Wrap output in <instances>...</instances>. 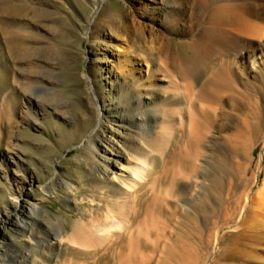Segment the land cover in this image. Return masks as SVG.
I'll list each match as a JSON object with an SVG mask.
<instances>
[{
  "label": "bare ground",
  "instance_id": "obj_1",
  "mask_svg": "<svg viewBox=\"0 0 264 264\" xmlns=\"http://www.w3.org/2000/svg\"><path fill=\"white\" fill-rule=\"evenodd\" d=\"M55 1L0 0V75L12 86L7 99L19 104V116L37 128L41 115L54 112L38 108L27 95L31 81L46 80L24 72L22 61L46 67L44 60H56L38 56L46 37L62 30ZM84 1L91 7L90 16L81 17L89 52L85 76L97 109L96 122L78 145L85 176L56 168L41 184L39 170L23 163L22 153L29 152L19 147L20 138L12 140L0 160V170L12 172L15 184L8 189L10 208L0 216V264H14L21 256L23 264H36L43 250L159 245L158 238L121 239L133 233L138 201L169 206L175 190L178 203H194L199 218L215 213L222 194L233 189V154L254 153L251 118L260 116L259 125L264 123V0H118L115 8L111 0ZM58 2L75 10L72 0ZM173 33L185 37L181 43L188 59L176 52L178 42L168 37ZM52 49L56 57L63 56L59 47ZM4 60L14 68L9 76ZM210 65L211 73L204 76ZM55 95L56 115L69 119L72 100L64 91ZM79 133L74 128L68 135ZM31 139L46 145L41 136ZM176 157L178 171L171 174ZM247 188L244 184L228 202L226 225L214 236L220 258L232 259L229 264H247L230 252L246 244L264 256V181L254 195ZM58 195L68 212L55 217L45 200ZM151 212L144 223L163 222L154 206Z\"/></svg>",
  "mask_w": 264,
  "mask_h": 264
},
{
  "label": "rangeland",
  "instance_id": "obj_2",
  "mask_svg": "<svg viewBox=\"0 0 264 264\" xmlns=\"http://www.w3.org/2000/svg\"><path fill=\"white\" fill-rule=\"evenodd\" d=\"M59 0L55 1V5L60 9V25L62 30L58 35L46 37L45 43L41 46L42 50L38 51V56L48 57L54 60V63L44 60L48 66L30 65L23 60L24 72L31 73V76L39 74V77H44L45 82L39 78H35V82L31 81L28 85L31 96L37 107L43 110L54 112L47 117L41 115L37 122V126H32L19 116L20 105L8 100V93L11 84L7 80L3 81L0 75V160L6 158L10 150L12 140L20 138L19 147L27 152L22 153L24 156L23 163L34 165L39 170V182L45 184L56 168L59 171L73 174L79 172L85 176L86 165L77 159L79 148L78 145L85 139L84 136L89 132L90 127L96 122L97 109L94 101L90 97V90L87 87V79L85 73H88L89 52L87 42L84 40L82 29L84 28L81 17L88 18L90 16L91 7L84 0H72L75 4V10L70 11L69 8L59 4ZM113 8L118 7V0H111ZM47 8V7H46ZM169 38L177 41L175 50L177 53L188 59L189 52L181 43L185 37L179 34H168ZM59 47L63 52V56L52 54V48ZM49 49V50H45ZM52 49V50H51ZM51 55H49V54ZM35 59V58H31ZM44 59V58H43ZM42 59V60H43ZM8 72L14 69L11 62L4 60ZM0 61V68H1ZM202 74L207 76L211 73V65L204 68ZM38 72V73H36ZM44 73V75H43ZM63 75V79L61 77ZM47 75V76H45ZM48 77V78H46ZM64 91L66 97L72 100L68 107L69 119L58 117L56 114L59 110V103L55 95V91ZM17 117H14L12 112ZM14 117V118H13ZM65 121V122H64ZM260 116L251 118V144L255 150L252 155L248 150L237 151L233 154V169L230 179L232 180L233 189L227 190L222 194L219 200L218 207L215 213L206 214L204 218H199L196 213L194 203L189 200H183L178 203L177 193L173 190L171 204L164 205L161 201L149 203L148 206L138 201L136 206L137 217L132 227L133 233H126L121 239L127 243L132 237L134 240H145L150 238L155 240L158 238L159 245L154 247L140 248H118V249H101L99 251H74V250H43L37 252L36 264H229L232 259L220 258L219 248L214 246V236L221 227L226 225L223 222L224 215L230 211V204L239 195L240 187L247 184L252 195L258 192L264 181V173L261 168L264 166V123L259 125ZM63 124L64 127L60 125ZM59 126V128H58ZM66 128V130H65ZM76 128L81 132L76 137L68 135L69 130ZM80 135V136H79ZM41 136V140L46 145H39L31 138ZM65 138L63 142L61 139ZM249 140V137H247ZM181 142V141H180ZM184 143V141H183ZM181 145V144H180ZM183 145V144H182ZM181 145V146H182ZM38 146H41L38 149ZM169 166L170 173H177L178 160ZM193 168V164L189 163V169ZM12 172L8 169L0 170V216L5 214V211L10 208V199L8 189L12 188L11 178ZM202 178V175H200ZM85 178V177H84ZM87 180V178H85ZM170 176L164 183L168 186L171 183ZM85 180V181H86ZM14 182V181H13ZM177 189H180L177 184ZM39 197V193L35 194ZM158 200V199H157ZM156 200V201H157ZM45 205L54 210L52 216L58 214H67L65 210L64 198L61 195L54 198H46ZM234 205V204H233ZM159 212L156 214L163 222L152 227V223L148 221L144 223V217L148 213H152V207ZM149 210V211H148ZM137 219L143 220L140 225ZM9 227L6 231L9 237L13 238L14 229L11 222L6 221ZM141 234L137 233L138 229ZM2 229H0L1 231ZM224 234V231L221 232ZM14 236V235H13ZM145 238V239H144ZM167 243V244H166ZM237 248V247H236ZM232 257L238 255L239 259L247 264H264V256L260 257V252L253 248L252 245L246 244L241 249L233 248L230 251ZM257 254L259 258H254ZM25 257L21 256L14 264H23Z\"/></svg>",
  "mask_w": 264,
  "mask_h": 264
}]
</instances>
